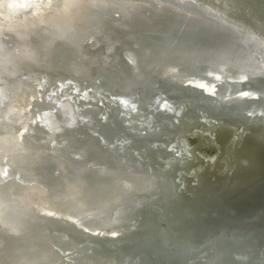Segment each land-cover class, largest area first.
<instances>
[{
	"label": "bare ground",
	"instance_id": "obj_1",
	"mask_svg": "<svg viewBox=\"0 0 264 264\" xmlns=\"http://www.w3.org/2000/svg\"><path fill=\"white\" fill-rule=\"evenodd\" d=\"M247 18L264 32V0H0V264H73L82 245H130L107 235L149 200L209 234L221 226L227 248L264 229V124L200 123L192 159L185 139L168 177L147 155L161 140L149 94L162 112L190 93L244 117L264 102V37ZM224 200L235 211L221 223L211 216ZM220 249L207 264H230Z\"/></svg>",
	"mask_w": 264,
	"mask_h": 264
},
{
	"label": "water",
	"instance_id": "obj_2",
	"mask_svg": "<svg viewBox=\"0 0 264 264\" xmlns=\"http://www.w3.org/2000/svg\"><path fill=\"white\" fill-rule=\"evenodd\" d=\"M244 22L247 27L255 32H259L264 37V32L258 31L249 18L244 20ZM88 51H92L91 45L88 46ZM240 52L244 54L248 53L246 51ZM105 53L108 54V51L106 50ZM210 76L218 79L220 82H226L227 85H241L239 82H235L236 79L234 81L229 78L226 81L223 80V76L221 77L218 71L212 73ZM227 90L230 92L232 99L233 95L231 91ZM261 91H264V84L261 86ZM149 95L147 98L148 110L154 114L151 126L152 132L159 136L158 138H161V140L157 142L156 152L149 151L147 155L164 177H168L174 171L176 173L180 172L179 169L183 161L181 152L185 139L187 140L186 148L191 153L189 158L192 159L196 147L192 142L195 131H191L200 123L211 124V122L221 123L224 121L233 123L236 121L242 128H248V126L254 127L258 123L264 124L263 101L252 104V107L249 108L251 111L244 117L238 114V112L223 109L222 104L220 103L221 106L218 104L220 100H217V98H211L212 96L210 98L200 97L192 93H190L191 97L172 101V112H162L159 104L160 98L152 94ZM70 125L72 126L71 123ZM255 133L259 134L257 136L260 139V143L264 146V129L261 131L257 130ZM78 143L80 145V141ZM195 153H197V150ZM140 155L143 154L140 153ZM98 159L101 160L102 158ZM92 162L94 163L95 161ZM258 178L257 176L255 179L250 180L245 186H248ZM78 183L79 180L77 181ZM180 195L181 197H177V201L181 198L185 200L184 197L187 198L181 192ZM139 197L141 195L136 196V198ZM260 197H264V190L263 195ZM231 200H224L226 210L220 214L212 215L211 218L219 219L221 223L229 220L235 211V205ZM210 201L208 198H199L197 200L203 209L205 206H209ZM147 202V204L145 202L137 204L135 209L131 208L133 211L129 212V216L137 218V223H128L127 226H124L123 221H125V217L121 215L117 217V219L123 222L119 226V233L107 235L111 237L109 240H131V242L134 240L133 243L130 242V245L121 246L120 248L103 247L104 249L100 253L88 252L85 250L84 245H82L79 247L80 259L73 264H207L213 256L209 257L208 255L207 257V253L221 247L222 249H220L219 253L226 254L230 260V264H264L263 228L253 230L252 233H255L253 237L243 239L227 248L224 241L231 239L220 238L224 236L221 233V226L216 225L209 234V229L208 232H205V227L199 222V218L192 216L190 219L183 220L168 211L166 206H161L153 200ZM261 209L264 208L260 207L255 212L260 213ZM202 213L200 211L198 216H201ZM117 219H111V222H115ZM121 222L117 223L120 224ZM73 226L76 229L86 231L84 222L75 223ZM187 237L190 239L188 242L185 240ZM193 244H197V248H194Z\"/></svg>",
	"mask_w": 264,
	"mask_h": 264
}]
</instances>
